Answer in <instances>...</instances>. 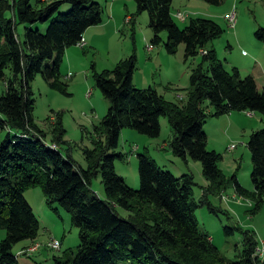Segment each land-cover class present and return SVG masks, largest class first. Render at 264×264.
Instances as JSON below:
<instances>
[{"label":"trees","instance_id":"1","mask_svg":"<svg viewBox=\"0 0 264 264\" xmlns=\"http://www.w3.org/2000/svg\"><path fill=\"white\" fill-rule=\"evenodd\" d=\"M173 1L137 0L138 14L149 13L154 46L163 42L161 35L166 32L170 54L185 45L187 58L202 55L190 78L187 104L171 103L153 88L138 89L134 85L135 54L114 70L96 73V85L110 107L95 128L94 147L85 150L88 167L83 168L70 150H62L66 142L61 119L56 120L51 141L35 123L31 84L42 75L51 89L71 96L62 64L67 51L78 46L90 28L103 23L104 10L96 0H0V36L6 42L0 50V83L7 69L13 73L0 97V134L7 133L0 143V230L7 232L0 244V264H19L14 247L39 236V218L25 196L36 188L44 192L49 208L59 212L55 207L59 206L67 211L79 229L78 252L59 264H263L255 257L259 245L255 234L241 228L243 251L238 260L227 262L211 237L200 230L196 211L207 203L208 193L222 197L228 183L219 168L222 157L207 148V122L236 112L264 115V90H259L253 76L242 79L237 69L230 73L216 51L207 50L225 32L218 23L190 19L181 29L173 18ZM204 1L219 6L224 0ZM67 4L71 6L68 12ZM37 23L48 25L45 33L33 30ZM19 25H28L24 41L18 35ZM256 38L264 43V28L258 29ZM163 117L172 127L173 154L203 166L211 190L204 192L201 202L195 199L192 175L178 178L148 153L138 155L141 189L129 187L116 172L117 160L126 159L117 153L123 131L132 129L158 138ZM248 146L253 190L244 188L237 176L233 180L236 194L255 200L260 209L264 202V130L255 132ZM99 176L105 198L92 189ZM226 231L234 233L233 229Z\"/></svg>","mask_w":264,"mask_h":264},{"label":"rangeland","instance_id":"2","mask_svg":"<svg viewBox=\"0 0 264 264\" xmlns=\"http://www.w3.org/2000/svg\"><path fill=\"white\" fill-rule=\"evenodd\" d=\"M96 2L104 10L105 24L92 44L84 38L87 46L70 48L61 67L63 80L68 84L71 96L51 89L42 75L31 84L35 101V123L45 132L48 141H51L56 120L61 119L66 142V145H62V150H70L73 158L83 168L88 167L85 150L94 147L95 128L108 114L110 107L96 85V73L114 70L120 61L135 54L137 68L134 85L142 90L153 88L167 101L185 106L189 99L191 75L202 62V55L187 58L185 45H181L176 54H170L165 46L169 38L166 32L161 35L163 42L154 46L149 13L138 14L137 0ZM66 8L68 12L71 6L67 4ZM179 12L187 15L184 22L175 17ZM172 14L181 29L189 25L190 19L203 18L218 23L225 32L211 42L207 50H215L230 73L237 69L242 79L253 76L259 90H264V43L256 38L258 29L264 28V0H224L219 6L210 5L204 0H174ZM228 15H235L234 28L227 19ZM32 26L33 30L40 29L42 33L48 28V25L41 23ZM26 27L28 25L18 27V35L22 41ZM5 44V39L0 36V50ZM149 45L156 49L152 54L154 49L149 52ZM67 74L69 78L66 77ZM12 77L13 73L9 68L5 81L0 83V97L6 93V82ZM247 113H234L230 119H236L235 127L231 130H228L230 123L227 119L217 121L211 118L205 126L208 150L216 151L222 157L219 168L228 180L227 189L222 195L227 199L208 193L207 203L201 204L196 211V218L200 230L211 237L227 262L238 260L243 251L244 238L238 228L254 233L259 244L264 247V202L257 209L255 200L237 195L233 180L237 176L244 188L253 190V160L248 143L255 132L264 130V115L255 113L252 116L253 113ZM161 127L162 132L158 138H150L132 129L123 131L117 153L125 155L126 159L117 160V174L132 189H141L138 155L148 153L164 171H169L178 178L192 175L195 181L194 196L197 202H201L204 192L211 190L202 164L191 158L184 160L175 156L171 149L173 131L166 117L161 118ZM6 136V132L0 134V143ZM164 145H167L165 150L162 149ZM232 146L236 148L230 151ZM92 189L99 197L105 198L101 176L93 180ZM27 195L39 218L41 230L36 241H23L14 247L13 254L18 263L59 264L58 261H67L78 252L81 245L79 229L73 225L70 214L59 206H55L59 212L49 208L41 188L32 189ZM228 228L233 229L234 233L226 231ZM6 237L7 232L0 230V244ZM53 240L62 244L60 250L48 248ZM36 245L40 246L38 251L20 254ZM260 259L264 264V256Z\"/></svg>","mask_w":264,"mask_h":264},{"label":"built area","instance_id":"3","mask_svg":"<svg viewBox=\"0 0 264 264\" xmlns=\"http://www.w3.org/2000/svg\"><path fill=\"white\" fill-rule=\"evenodd\" d=\"M184 15H185L184 13L179 12L176 14L175 17H178L180 21L184 22ZM227 17L229 18L231 27L234 28L235 23H236V19H234V15H228ZM80 43H81V47H84L86 45V42L84 41V39ZM149 49H151V48L149 47ZM67 78H69V76H67ZM181 99H182V97H181ZM235 147L236 146H232L229 148V150L233 151L235 149ZM223 198H224V196H223ZM235 198H236V196H235ZM54 247H62V244L59 241L53 240L48 244V248L54 250ZM39 249H40V246L36 245L32 248H29L28 252H21V254L34 253V252L38 251ZM263 256H264V247H263V245L259 244L256 248V251H255V257L261 258Z\"/></svg>","mask_w":264,"mask_h":264},{"label":"crops","instance_id":"4","mask_svg":"<svg viewBox=\"0 0 264 264\" xmlns=\"http://www.w3.org/2000/svg\"><path fill=\"white\" fill-rule=\"evenodd\" d=\"M104 24H105V23H104V21H103V23H102L101 25L90 28V29L86 32L84 38H85L87 41H89L90 44H92L93 41L95 40V38L98 36V33H99L101 27H103ZM87 41H86V46L88 45ZM155 50H156V49H154L153 52H151V54L154 53ZM67 76H68V74L66 75V77H67ZM64 78H65V76H64ZM209 110H212V108H209ZM245 113H246V112H245ZM247 114L249 115V112H248ZM233 115H234V113L229 114V115H225L226 118H223V117H225V116H222V117H214V119H217V121H222V119H223V120H224V119H227V120L229 121V123H230V124H229V127H228V130H231V129H233V128L235 127L234 124H235V121H236L235 118L230 119L231 117H233ZM254 115H255V114L253 113L252 116H254ZM166 147H167V145H164V147H162V149L165 150ZM29 191H30V190H29ZM29 191H27V192L25 193V196H26V199L28 200V202H29V203L31 204V206L33 207L32 203L29 201V198H28V195H27V193H28ZM33 208H34V207H33Z\"/></svg>","mask_w":264,"mask_h":264},{"label":"bare ground","instance_id":"5","mask_svg":"<svg viewBox=\"0 0 264 264\" xmlns=\"http://www.w3.org/2000/svg\"><path fill=\"white\" fill-rule=\"evenodd\" d=\"M182 13V12H181ZM186 14V13H185ZM178 18V17H177ZM179 19V18H178ZM187 19V15H184V21ZM227 19H228V21H229V18L227 17ZM234 19H236L235 18V15H234ZM230 22V21H229ZM78 45H80L81 46V43L79 42V44ZM149 47L151 48V49H149ZM154 49V46L153 45H149L148 46V50H149V52L151 51V50H153ZM207 52L206 51H203V54H206ZM182 96H180V98H181ZM28 137V136H27ZM50 144V143H49ZM53 147V146H52ZM236 148V147H235ZM56 149V148H55ZM58 149V148H57ZM224 199H227V197H224ZM54 249L55 250H60L61 249V247H54ZM29 251V249H27V250H24V251H22V252H28ZM21 254V253H20Z\"/></svg>","mask_w":264,"mask_h":264}]
</instances>
